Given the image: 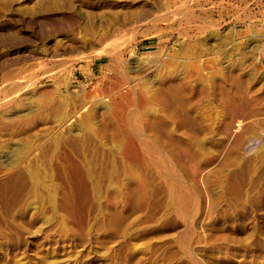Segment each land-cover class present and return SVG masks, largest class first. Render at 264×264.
<instances>
[{
	"label": "rangeland",
	"instance_id": "374dc122",
	"mask_svg": "<svg viewBox=\"0 0 264 264\" xmlns=\"http://www.w3.org/2000/svg\"><path fill=\"white\" fill-rule=\"evenodd\" d=\"M117 31L126 72L97 55L105 35ZM138 57L148 63L131 70ZM164 58L193 62L195 85L202 73L213 82L231 69L235 78L221 81L215 98H190L196 117L183 107L179 121L168 116L208 161L195 177L191 161L175 162L166 149L162 165H132L85 128L91 122L78 127L90 109L99 118L108 108L126 109L118 90L149 79L148 68ZM198 60L205 67L197 70ZM226 89L243 97L229 131L219 104ZM134 113L127 119L138 126ZM238 120L244 125L234 131ZM78 160L91 165L92 181L73 169ZM124 163L141 173L146 193L108 205L106 190L125 182ZM29 167L44 185L29 178ZM160 168L177 174L162 176ZM14 174L20 181L5 189ZM170 180L187 186V198L195 195L189 208L169 200ZM0 184V264H264V0H0Z\"/></svg>",
	"mask_w": 264,
	"mask_h": 264
},
{
	"label": "bare ground",
	"instance_id": "6f19581e",
	"mask_svg": "<svg viewBox=\"0 0 264 264\" xmlns=\"http://www.w3.org/2000/svg\"><path fill=\"white\" fill-rule=\"evenodd\" d=\"M120 33H122V32H120ZM231 33H233V32H231ZM112 34L113 35L112 36L110 35V37H106V35H105V39L102 41L103 42L102 48L99 50L97 55L99 57L108 56L110 58V62L112 63V65L117 66V67L120 66L119 68L121 70V69L125 68V66H126V59L124 58L125 57L124 56L125 55V51H122V43H121V39L119 38L121 34H119L118 31L117 32H113ZM107 35H108V33H107ZM230 36H232V35H230ZM199 45L200 44H197V47ZM182 47H185V46H182ZM191 50H192V52H195V53L199 51L197 49H194L193 47L191 48ZM227 55H229V54H227ZM196 57L198 58V56H196ZM146 60H148V59L143 58V57H138L134 61L136 65H131L130 66L131 70L138 71L139 69L144 68L143 64L148 63V62H145ZM168 61L169 60L167 58L158 59V61H157L155 66H151L150 68H148L150 70L146 71V75L149 77V79L146 78L147 80L143 79V80H140L138 82H133V80L130 79L133 83L131 85H129L130 88H128V90L126 92H120L119 93L118 85L117 86L115 85L116 88L111 86V88L113 90H118V93H117L118 96L116 97V100H118V99H120V100L128 99L129 100V103H130L129 106L130 107L127 106L129 104L128 103L126 105L127 106V108H126L127 110L122 108V107H120L118 109L119 111L115 112L114 108L111 107V109H109L107 107L108 109L106 110V112L101 115L102 117L104 116V118H102V117L99 118L97 113H93L92 109H90L86 113H84L83 121L81 122V124L80 123L78 124V127L83 126L86 121L91 122L92 125H84L85 128L90 129L94 134H97V136H100L102 139H105V142L107 144H110L111 147H113V149H116L122 158L127 157L130 161L131 160L134 161V163H132V165H135V164H138V163L147 164L149 161L152 164H154V165H160L161 162L164 161V158L162 160V156H163L162 153L163 152L161 153L162 155L159 154V152L160 151H164V149H166L167 150V155H168L167 156L165 154L166 157L167 158L171 157L172 158L171 160L175 159V162L176 161L181 162L182 160H186L187 163H188V161L189 162L191 161L194 164V165L192 164L194 166V170H192V172H193V175H194L193 177H195L196 174L198 173V170L200 169V167L203 164H207L208 161H206L204 159L202 160V159H200L198 157V153L195 150L194 145H193L194 143L191 142V138L189 136H187L186 139H183V138L179 137L176 134V132H175L176 128L174 129L173 128L174 126L173 127L171 126V122L169 121L168 116L174 117V120L179 121L180 114L178 113L177 108L183 107V110H185V112L189 116H195L196 117V114L194 113V111L197 112L198 108H196L195 105H193L190 102V98H192V99L195 98L196 99L197 97H199L200 99L205 100L204 102H206V100H209V99H211L213 97L215 98V93H216L217 89L219 88V84H222V83H220L221 81L226 82V81L233 80L235 78H233L230 75L232 73H229L230 72L229 70H231V69H228L227 72H224V70H223V73H219V75L216 74L217 76L215 78L212 77V78H214V79H212L213 82H210V79H208V77L204 76V74L202 73L203 76H201L202 74H200V76L195 75V76H198V79L195 78L196 79L195 82H197V85H195L196 83L192 82L193 81L192 80V75H193L192 72L193 71L191 72L192 66H194L193 62H192L191 68H189V63L187 61L182 62V63H179L178 61H173V60H172V62H168ZM229 61H230V59H229ZM227 63L228 62L226 61V65H228ZM204 64L205 63H203V61L199 62V60H198V66L196 65L197 67L196 66L195 67L198 70L202 65L204 66ZM141 65H142V67L140 68ZM126 68H127V66H126ZM229 68H230V66H229ZM120 70H119V72H120ZM180 71H182V73L184 72L185 74L184 73L183 74L185 76H183V74H181ZM123 72H126V71H124V69H123ZM125 75H126V73H125ZM213 75H215V73ZM127 80L128 79H126V81L125 80H123V81H125V83H126ZM239 82H241V81H239ZM126 84H128V83H126ZM222 88L223 87H221L220 89L222 90ZM223 91H224L223 92L224 94L221 95L223 97L219 101V104H220V106H222L224 108L223 110L226 112L225 116L227 117V119H225L222 122L224 124L223 126L227 129V131H229V127L231 125L230 124V122H231L230 118L232 117V115L234 114V111L236 110L235 109V107H236L235 105L239 104L240 101H241V98H243V97L241 96L240 93H237V92H232V91L230 92L227 89L223 90ZM210 96H213V97H210ZM244 99H247V98H244ZM213 101L214 100H212V102ZM210 103H211V101L209 102V104ZM243 103H246V102H242V104ZM207 105L208 104H206V108H207ZM244 105H246V104H244ZM104 106H106V105H104ZM202 108H204V107H202ZM206 108H205V110H206ZM218 108H217V110H218ZM223 110L221 111L222 113H223ZM122 111L123 112L126 111L124 116H123V114L120 113ZM201 111H204V109L201 110ZM211 111H212V109H211ZM213 111H214V109H213ZM215 111H216V109H215ZM259 112H260V110H259ZM133 113H134L135 117L137 116V118L140 121V122L138 121L139 122L138 126L134 125L133 123H130L129 120H128L129 116L131 117V115ZM215 114H218V113L215 112ZM245 114H246V112H245ZM247 114H250V113H247ZM243 115L244 114L240 115V116H242V119H243ZM240 116H239V118H240ZM253 116H254V114H253ZM233 117H234V115H233ZM250 117L251 116H249V118ZM255 117H256V115H255ZM95 118H98L97 121H99V123L95 122V124L97 126L95 124H93L94 123L93 120ZM191 118H193V117H191ZM220 118H221V116H220ZM245 118L246 117H244V119ZM219 119H217V120L219 121ZM233 119L231 118V120H233ZM244 119H243V121H244ZM134 120L136 121L137 119L135 118ZM184 120H186V119H184ZM251 120H249V121H251ZM188 121H190V120H188ZM212 121H214V119ZM236 121H237V119H236ZM246 121H248V120H246ZM210 123H211V121L208 122V124H210ZM219 124L218 123L216 124V125H218V126H216V128L212 127L213 126L212 125L208 129H213L214 132H215V130L219 128V126H220ZM241 124H243L242 120H238V124L234 125L235 128H233V130L240 128L238 126L241 125ZM233 130H232V134L235 133L234 132L235 130L234 131ZM240 132H241V135H240L239 132H237V133H239V136L235 139V142H233L234 143V145H233L234 148L239 147L240 144L242 143L241 141L243 139H241V137H243L242 136L243 135L242 134L243 130L240 131ZM183 133H185V132H183ZM210 133H212V132H210ZM228 134L231 135V132H229ZM187 135H189V134H187ZM7 139H9V138H7ZM141 145H144V147H146V149L141 148ZM24 147H25V145H24ZM148 148H152V150H155V152H158L159 155H157V153H155V152L154 153L156 155H154L153 151L152 150L150 151V149H148ZM25 149H28V145H27V147H25ZM131 149H135V150L132 151ZM138 149H139V151H137ZM22 153H24V152L22 151ZM165 160H167V159H165ZM169 161H167V162H169ZM170 163H171V161H170ZM130 164H131V162H130ZM166 164L167 163L165 162V165ZM132 165L129 167V165L125 166V163H124L122 165V167H121L122 168L121 174H123L121 176H125L126 177L125 182H120L121 179L119 178L118 182H115L114 186H110L108 189L106 188L107 190H106V195L105 196H106V202H107L108 205H111L112 203H115L121 197H129L132 193H134V192L136 193V191H140L143 194L146 193L145 181H144V179L140 178L142 176H141V173L137 172L138 170L136 172L134 171V168H133ZM165 165H163V166H165ZM163 166H162V168H163ZM72 167H73V169L76 172H78V174L80 175V178L85 183H88L89 181H92L91 177L93 175V170H92L91 165L85 163L84 161L78 160V161H74L73 162V166ZM170 167H168V168H170ZM162 168H160V173L159 174L163 176L165 174L166 170L163 171L164 169L162 170ZM173 168H174V166H173ZM158 170H159V168H158ZM172 170L173 169H171L170 172H172L171 174L174 176V173L177 170L174 173H173ZM170 172L169 173L166 172L165 175H168V174L171 175ZM19 173H22V171H20ZM179 173H180V171H179ZM199 173H200V171H199ZM199 173H198V175H200ZM28 174H29V178H31V180L36 185H38V186L44 185V183H42L41 176L39 175V173L35 169H33L32 167H29L28 168ZM137 174L138 175L140 174V176H138ZM175 174H177V173H175ZM11 175L9 177H6L3 180L2 184L5 187V189H10V188L14 187L18 183L17 181L18 180L20 181V179H18L19 175H15V174H14L15 176H11ZM76 175H77V173H76ZM191 175H192V173H191ZM224 175L227 176L226 174H224ZM177 176L178 175H176V178H177ZM186 176L190 177V175H186ZM228 176H229V174H228ZM167 178H169V177H167ZM179 178H180V176H179ZM166 180H168V179H166ZM191 180L194 181L192 176H191ZM225 180H226V178H225ZM169 183H168L169 186L167 187L168 188L167 190H168V194H169V200L171 199V201H174V203H172V204L173 205L174 204L179 205L178 207L180 209H182V211H183V209H185V208H182V207L187 206L189 208V206H190V205L188 206L189 201L187 202L186 199H189L187 197H189L188 194H191V193L188 192L187 186L183 185V184H180L181 182L180 183L178 182L179 184H177V182H175V180H173V181L170 180ZM50 188L51 187H49V189ZM91 191H92V193L94 195L98 196L99 190L96 187L92 186L91 187ZM49 193H51V191H49ZM196 193H197V191H196ZM198 194H196V196ZM193 197H195V195ZM193 197H190V198L193 199ZM192 199H189V200L191 201ZM194 199H193V201H194ZM196 201H197V197H196ZM190 204H192V203L190 202ZM181 205H183V206L181 207ZM178 207H176V209ZM193 209L196 210V208H193ZM178 211H179V209H178ZM188 211L190 213L191 208L188 209ZM184 212H187V211H184ZM178 214H180V213H178ZM182 215H184V213ZM186 215H187V213H186ZM184 217H186V216H184Z\"/></svg>",
	"mask_w": 264,
	"mask_h": 264
}]
</instances>
